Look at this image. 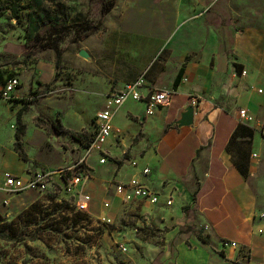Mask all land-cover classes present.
<instances>
[{
    "label": "crops",
    "instance_id": "obj_1",
    "mask_svg": "<svg viewBox=\"0 0 264 264\" xmlns=\"http://www.w3.org/2000/svg\"><path fill=\"white\" fill-rule=\"evenodd\" d=\"M104 16L96 36L82 46L89 55V98L100 96L93 108L100 110L109 93L141 75L143 96L162 88L172 95L151 115L143 99L119 107L103 146L106 161L100 163L98 154L86 161L88 213L124 223L118 235L129 225L160 233L162 244L140 247L154 257L150 262L156 257L152 264H264V201L234 162L240 137L232 142L244 126L252 130L250 154L260 156L264 148V0H114ZM190 96L197 97L192 123L177 126ZM239 109L252 121L239 120ZM10 120V106L0 102L1 134ZM6 145L0 192L3 172L21 175L28 168L18 160L14 140ZM144 167L150 172L142 174ZM132 176L159 192V202L121 201L113 185ZM170 193L172 203L165 205ZM222 239L237 247L222 248Z\"/></svg>",
    "mask_w": 264,
    "mask_h": 264
},
{
    "label": "rangeland",
    "instance_id": "obj_2",
    "mask_svg": "<svg viewBox=\"0 0 264 264\" xmlns=\"http://www.w3.org/2000/svg\"><path fill=\"white\" fill-rule=\"evenodd\" d=\"M14 3L17 16H12L9 0L0 3V49L6 42L0 52V72L3 79L16 77L19 82L11 98H0L1 103L11 108V120L0 133V154H4L6 142L12 147L13 131L21 126L19 139L24 158L19 156L18 160L22 159V167L55 171L72 166L86 153V141L93 133L92 117L101 106L93 108L100 96L92 93L89 98L93 91L87 85L89 64L77 55L96 36L94 32L83 39L77 37L80 29L77 23L97 16L95 0H61L57 4L45 1L34 12L30 0ZM53 14L67 15L70 23L68 30L57 38L60 52L57 67L54 50L47 48L25 54L22 48L28 17L47 18ZM18 108L23 110L16 119ZM239 146L246 148L248 154L245 177L258 199L264 201V148L258 156L250 154L251 144L238 142L237 149ZM52 179L43 192H0V264L154 263L156 257L150 262L154 257L140 247L145 243L162 244L160 233L129 225L127 233L118 235L124 223L113 218L112 223H105L88 211L77 210L75 191L56 175ZM5 230L11 238L1 236ZM121 247L126 250L122 251Z\"/></svg>",
    "mask_w": 264,
    "mask_h": 264
},
{
    "label": "built area",
    "instance_id": "obj_3",
    "mask_svg": "<svg viewBox=\"0 0 264 264\" xmlns=\"http://www.w3.org/2000/svg\"><path fill=\"white\" fill-rule=\"evenodd\" d=\"M241 75H245V71L242 70ZM19 84L16 77H9L0 85V96L3 99L11 98L13 90ZM145 85L143 76H139L132 82L125 84L121 89L109 93L104 100L103 107L95 113L93 119V133L88 141L85 149L86 153L83 158L76 161L72 166L60 167L55 171H49L41 168L31 169L27 168L22 171L21 175H15L8 171L2 174L1 188L6 192H18V191H38L43 192L52 184V178L56 175L64 185H68L69 189L75 191L76 200L74 206L77 210L88 211V205L90 202V196L85 193L82 186L90 179V171L87 167V158L92 153H97L99 162L104 163L107 159L106 152L103 146L107 139L112 135L113 124L112 118L127 99L135 101L144 100L145 112L147 115H151L154 110L165 104L172 95L171 89H151L143 96L140 89ZM261 91V89H258ZM189 104L192 107L197 105V97L190 96ZM238 118L244 122L252 121V115L246 109L238 110ZM127 162L132 167L137 166V160L134 158L127 159ZM150 169L147 167L142 168L141 173L147 174ZM114 190L120 195L121 201L128 202L135 198H140L147 201L149 204H156L159 202L161 194L154 189L148 187L142 183L137 177L132 176L126 181L117 182L113 185ZM6 203V200H4ZM172 203L171 193L166 196L165 205ZM104 206H108V202L103 203ZM105 223H112L111 218L108 216H101L99 218ZM222 248L224 247H237L235 241H229L222 239L219 241ZM122 251H125V247H121Z\"/></svg>",
    "mask_w": 264,
    "mask_h": 264
},
{
    "label": "trees",
    "instance_id": "obj_4",
    "mask_svg": "<svg viewBox=\"0 0 264 264\" xmlns=\"http://www.w3.org/2000/svg\"><path fill=\"white\" fill-rule=\"evenodd\" d=\"M2 0H0L1 3ZM11 5L9 10L12 16H17L16 5L14 2L17 0H9ZM53 2L57 4L61 0H30L33 12L36 8H40V6L45 2ZM68 1H76V0H68ZM97 7V16L94 20L85 19L83 23H77L80 25V29L77 32L78 39H83L90 34L99 30L102 26L103 16L108 13L111 8L114 6V0H95ZM69 21L67 15L61 14H53L45 18L44 15L41 16H29L28 17V32L25 36V41L22 44L23 52L26 54H32L35 51L43 50L50 48L54 50L55 53V67L59 64L60 52L57 45V38L60 34L65 33L69 28ZM182 70L180 69L175 77V80L172 84L173 88H175L179 82L181 77ZM53 78L56 79L57 75L54 73ZM5 81L2 77V73L0 72V85ZM23 109L17 111L16 119H19V115L21 114ZM241 130H235L232 135V142L235 141L238 136L240 137L239 145L243 142L247 146L251 144L252 138V130L247 129L244 126L240 127ZM22 134V127L18 126V128L14 131V148L18 151L19 155L24 158V154L22 151V144L20 141V136ZM76 137H80V135H75ZM90 140V139H89ZM86 143H88V141ZM82 142V138H80ZM237 149V148H236ZM247 149H242L240 146L237 151L235 150V158L234 162L240 172L245 176L247 173V164H248V154ZM1 236L5 238H11L12 235L8 232V230L3 231Z\"/></svg>",
    "mask_w": 264,
    "mask_h": 264
},
{
    "label": "water",
    "instance_id": "obj_5",
    "mask_svg": "<svg viewBox=\"0 0 264 264\" xmlns=\"http://www.w3.org/2000/svg\"><path fill=\"white\" fill-rule=\"evenodd\" d=\"M77 55L84 59L89 58L88 53L84 49H79ZM192 118H193V107L191 105H187L180 112L179 118L176 121H174V124H176L177 126H187L192 123Z\"/></svg>",
    "mask_w": 264,
    "mask_h": 264
}]
</instances>
